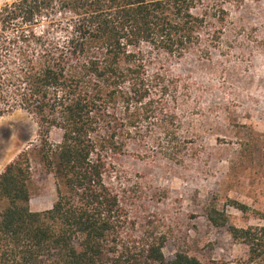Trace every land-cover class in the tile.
<instances>
[{"label":"trees","instance_id":"trees-1","mask_svg":"<svg viewBox=\"0 0 264 264\" xmlns=\"http://www.w3.org/2000/svg\"><path fill=\"white\" fill-rule=\"evenodd\" d=\"M242 2L16 0L0 8V117L16 110L32 117L56 190L49 210L33 212L30 153L3 169L0 264H202L185 253L166 260L164 237L137 247L126 242L127 212L104 178L114 160L140 144L133 105L163 122L173 118L158 108L171 85L150 70L154 56L208 54L220 32L210 25H224L227 6ZM52 130L61 132L55 146L48 143ZM228 203L264 221V212ZM206 219L246 248L241 264H264V225L231 226L214 207Z\"/></svg>","mask_w":264,"mask_h":264},{"label":"rangeland","instance_id":"rangeland-1","mask_svg":"<svg viewBox=\"0 0 264 264\" xmlns=\"http://www.w3.org/2000/svg\"><path fill=\"white\" fill-rule=\"evenodd\" d=\"M16 0H0V8ZM224 25L208 54L194 50L180 59L163 55L151 60L171 93L163 122L133 105L140 144L114 160L105 184L127 212L123 239L135 247L164 237L162 253L197 258L202 264H241L246 248L233 242L226 229H214L209 208L228 217L231 226L264 225L253 214H242L228 201L264 212V0H243L227 6ZM142 49H145L142 47ZM159 93H152L158 99ZM37 125L21 110L0 117V173L21 152L30 153L29 207L49 210L56 200L54 178L40 157ZM61 138L52 130L49 141ZM141 141L144 142L141 145Z\"/></svg>","mask_w":264,"mask_h":264}]
</instances>
